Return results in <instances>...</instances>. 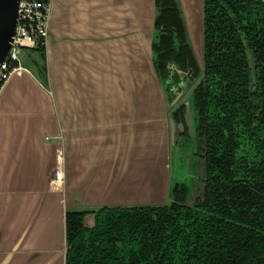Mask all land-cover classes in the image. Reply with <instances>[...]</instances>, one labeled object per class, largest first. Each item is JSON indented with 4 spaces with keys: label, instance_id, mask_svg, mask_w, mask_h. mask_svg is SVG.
<instances>
[{
    "label": "water",
    "instance_id": "obj_1",
    "mask_svg": "<svg viewBox=\"0 0 264 264\" xmlns=\"http://www.w3.org/2000/svg\"><path fill=\"white\" fill-rule=\"evenodd\" d=\"M124 3L126 0H122ZM133 5V12L127 17L116 20L102 19L101 25L114 29L112 22H117L119 30L111 35L118 40L117 59L106 57V66L102 65L101 74L111 75L112 83L109 91L101 96L103 108L111 107L116 130H114L115 146L125 147L123 156L119 151L113 154L111 168L101 180V195L92 204L81 203V189H67L66 179L54 176L62 172L63 155L59 153V162L50 166L47 176L40 182L34 195H8L0 204V264H66V214L69 211L96 210L103 206H136L158 205L171 200L173 185L171 163L176 153L192 146L195 152L192 102L190 82L184 86L188 90L180 93L177 99L170 101L165 85L159 78L153 63L152 43L155 38L154 22L158 14L155 0H127ZM186 29L187 42L193 55L203 69L204 56V7L203 0H174ZM21 0H0V66L8 57L16 41ZM54 0H50L48 33L45 44L46 86L49 81V66L46 61V47L51 37V21ZM127 31V34L121 31ZM121 32V33H120ZM109 38V37H108ZM140 50L136 55L135 48ZM128 63L125 65V59ZM133 57V60H130ZM140 57V59H139ZM139 59V63H137ZM143 62H142V61ZM123 61V67L118 62ZM126 66V68L124 67ZM27 66L23 63L25 72ZM88 75V67L80 68V72ZM102 84V83H101ZM86 91L97 84L85 83ZM185 105V124L189 138L180 136L185 125L174 117L176 108ZM127 111L126 116L123 111ZM124 111V112H125ZM126 138V142H124ZM58 139L63 142L61 135ZM178 156V154H177ZM98 158L91 166V176L81 183L96 185L98 182ZM59 167V168H57ZM148 184L149 192L143 202L130 204H111L115 192L129 181ZM190 188V186H189ZM111 189V190H110ZM1 198V196H0ZM1 202V199H0ZM7 203V205H6Z\"/></svg>",
    "mask_w": 264,
    "mask_h": 264
},
{
    "label": "crops",
    "instance_id": "obj_2",
    "mask_svg": "<svg viewBox=\"0 0 264 264\" xmlns=\"http://www.w3.org/2000/svg\"><path fill=\"white\" fill-rule=\"evenodd\" d=\"M133 9L127 0H54L46 47L49 86L45 87L47 80L35 73L37 52L31 50L23 61L26 71L14 74L22 67L12 72L0 88L1 205L5 197L7 203L11 201L8 195L33 196L49 167L58 164L60 152L62 172H57L66 179L68 192L81 189L80 202L88 204L101 195V180L111 168L113 154L119 151L122 157L125 147L115 146V113L101 105L103 91H109L112 83L111 75L103 77L101 67L106 66V57L117 59L119 43L111 35L119 28L117 22L110 21L113 30L95 22L126 18ZM121 32L127 34L126 30ZM125 60L126 65L128 58ZM118 65L123 67V61ZM82 67H88L87 76L80 72ZM92 81L97 87L86 91L85 83ZM123 140L126 142V138ZM95 157L98 182L94 186L81 183L91 176ZM132 180L130 173L124 186L108 192L116 194L111 204L145 201L148 184Z\"/></svg>",
    "mask_w": 264,
    "mask_h": 264
},
{
    "label": "flooded vegetation",
    "instance_id": "obj_3",
    "mask_svg": "<svg viewBox=\"0 0 264 264\" xmlns=\"http://www.w3.org/2000/svg\"><path fill=\"white\" fill-rule=\"evenodd\" d=\"M162 1L167 7L172 6L169 0L168 3L166 0ZM224 1L236 10L235 16L226 14L227 11H223L215 0H207L206 6L205 60L208 66L217 67L212 74H207L205 68L201 71L191 47L186 43L188 36L178 12L168 7L158 19L160 37L156 46L157 57L153 63L165 85L168 99L172 101L183 91L185 93L188 87L184 85L190 82L189 88L193 89L192 96L195 94L198 108L197 111L194 108L193 116L194 141L197 162L198 158L202 160L204 171L200 181H197L199 186L195 196L190 193L189 183L184 181L175 183L176 199L170 214L180 219L179 222L189 220L194 215L204 214V209L198 201L205 199L209 201V194L213 190L217 194L223 193L227 181H238L242 184L249 181L254 184L258 179L259 184L264 182V179H260L263 171L257 170L264 157V126L263 129L260 127L258 138L251 140L250 131L247 129V116L240 107L246 93L253 94L250 96L255 100L261 92L256 46L253 45L252 36L244 28L247 19L243 17V10L238 9L241 4L246 6L251 1L254 6L256 0ZM262 2L264 3V0ZM248 17L250 22L255 20L254 24L256 23L258 27V13L256 14L252 6H249ZM255 102L258 104L257 100ZM258 108L262 110L260 106ZM185 110L184 104L179 105L174 117L177 122L185 125L180 136L189 138L184 118ZM254 110L259 117L256 120L258 122L261 120L260 114L256 108ZM196 170L197 165L192 180L196 178ZM210 183L213 185L212 188ZM184 184L190 188H186ZM202 206L205 208L204 205ZM100 209L102 207L96 210H82L84 212L81 216L78 239L83 238L87 230L99 227L104 213L109 212L117 216L122 212L117 208ZM164 209H139L138 211L144 215L143 225L149 223L150 213H153V216L156 213L159 217L162 212L164 213ZM126 229L123 228L124 233H127ZM130 247L134 250L137 248L135 243ZM138 253L140 252L104 254V256L103 254H68L67 259L68 264H149L150 255Z\"/></svg>",
    "mask_w": 264,
    "mask_h": 264
},
{
    "label": "trees",
    "instance_id": "obj_4",
    "mask_svg": "<svg viewBox=\"0 0 264 264\" xmlns=\"http://www.w3.org/2000/svg\"><path fill=\"white\" fill-rule=\"evenodd\" d=\"M169 1L172 6L168 7L176 10L183 22L176 3L174 0ZM169 1L166 0L167 3ZM215 1L223 11H227L226 14L235 16L236 10L231 4L224 0ZM252 2L247 3L246 6L241 4L238 9L243 10V17L247 19L244 28L253 38L258 59V76L261 88V92L255 98L258 104L254 98L251 99L253 94L250 96L246 93L240 106L246 113L247 129L250 131L251 140H254L258 138L260 127L263 129L264 126V3L262 0H256L253 6ZM155 3L158 7V14L154 22L153 62L157 57L156 46L160 37L158 19L163 10L168 8L162 0H155ZM206 6L207 0H203V69L205 68L207 74H212L217 70V67L208 66L205 60ZM249 6L254 7L256 14L258 13V27H256V23L254 24L255 20L249 21ZM186 43L189 45L187 41ZM35 51L39 55V60H34V71L44 80L47 77L45 45H38ZM192 101L197 111L195 94L192 96ZM258 106L262 110H259ZM254 108L260 114L261 120L258 122L256 120L259 117L256 116ZM224 158L226 157L224 156ZM263 163L264 157L257 168V170L263 171L260 179H264ZM257 180L254 181V184L249 181L246 184L227 181L226 190L223 193L217 194L213 190L209 194V201L208 199L198 201L201 203V208L204 209V214L191 216L189 220L181 222L176 216L170 214L176 199L175 184L170 193L171 200L165 205L113 206L110 208L104 206L102 209L117 208L122 212L117 216L109 212L104 213L99 227L87 230L81 239H78V235L84 211H69L66 214V264H68V254H103L104 256V254L131 252L149 254V264H264V182L259 184ZM183 186L188 188L185 184ZM210 186L213 187L211 183ZM141 208L165 209L159 217L156 213L154 216L153 213H150L149 223L143 225L142 216L144 215L138 211ZM123 228H127L125 230L127 233L123 232ZM134 243L137 246L135 250L130 247Z\"/></svg>",
    "mask_w": 264,
    "mask_h": 264
},
{
    "label": "built area",
    "instance_id": "obj_5",
    "mask_svg": "<svg viewBox=\"0 0 264 264\" xmlns=\"http://www.w3.org/2000/svg\"><path fill=\"white\" fill-rule=\"evenodd\" d=\"M50 0H21L16 41L12 51L0 66V88L12 72L23 67L19 54L45 45L48 33ZM60 177V173L55 175Z\"/></svg>",
    "mask_w": 264,
    "mask_h": 264
},
{
    "label": "rangeland",
    "instance_id": "obj_6",
    "mask_svg": "<svg viewBox=\"0 0 264 264\" xmlns=\"http://www.w3.org/2000/svg\"><path fill=\"white\" fill-rule=\"evenodd\" d=\"M138 53H140V50L136 47L135 60H136V55H138ZM25 55H26L25 49H23L19 54L20 61L22 62L24 61ZM36 58L39 60L38 53L36 54ZM139 59L137 63H139ZM196 154H197V149L195 150V153H193L192 146L190 147L185 146L184 150H181L180 152L176 153V157H174L173 163H171L173 181H184L189 183L191 185L190 193L192 196H195L197 193V187L199 186V182L197 181H200L199 179L203 176V171H204L202 160L198 158V162H197ZM196 165H197L196 178L195 180H192L194 178Z\"/></svg>",
    "mask_w": 264,
    "mask_h": 264
}]
</instances>
